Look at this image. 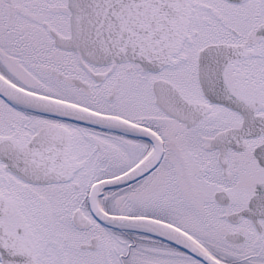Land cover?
Wrapping results in <instances>:
<instances>
[{"label":"snow or ice","instance_id":"1","mask_svg":"<svg viewBox=\"0 0 264 264\" xmlns=\"http://www.w3.org/2000/svg\"><path fill=\"white\" fill-rule=\"evenodd\" d=\"M0 264H264V0H0Z\"/></svg>","mask_w":264,"mask_h":264}]
</instances>
